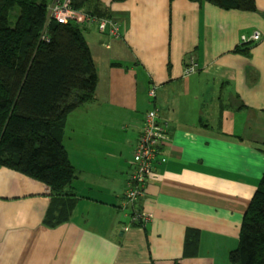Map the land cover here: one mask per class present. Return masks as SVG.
<instances>
[{
    "label": "crops",
    "instance_id": "obj_1",
    "mask_svg": "<svg viewBox=\"0 0 264 264\" xmlns=\"http://www.w3.org/2000/svg\"><path fill=\"white\" fill-rule=\"evenodd\" d=\"M99 1L121 37L85 31L98 84L62 138L78 172L73 216L47 226L46 185L1 168L0 264H230L264 176V0H255L256 12L191 0ZM152 110L169 131L141 200L155 219L142 228L122 202ZM195 231L198 248L188 256Z\"/></svg>",
    "mask_w": 264,
    "mask_h": 264
},
{
    "label": "trees",
    "instance_id": "obj_2",
    "mask_svg": "<svg viewBox=\"0 0 264 264\" xmlns=\"http://www.w3.org/2000/svg\"><path fill=\"white\" fill-rule=\"evenodd\" d=\"M191 1L227 11H257L255 0ZM55 2L0 0V169L46 185L51 204L45 224L51 228L68 223L77 205L78 172L62 141L67 121L95 100L98 84L97 65L85 38L89 29L49 17ZM15 9L18 12L11 23ZM73 9L97 21L111 18L109 7L99 0H73ZM95 29L102 33L97 25ZM199 240V231L191 232L188 256L195 254ZM229 260L231 264H264V176L245 214L238 248Z\"/></svg>",
    "mask_w": 264,
    "mask_h": 264
},
{
    "label": "built area",
    "instance_id": "obj_3",
    "mask_svg": "<svg viewBox=\"0 0 264 264\" xmlns=\"http://www.w3.org/2000/svg\"><path fill=\"white\" fill-rule=\"evenodd\" d=\"M49 17L60 23L75 21L85 25L88 29L96 25L102 33H107L115 38L120 37V25L108 19L97 21L80 10L73 9V0H56L49 8ZM260 35H254L253 40L258 41ZM194 63L187 67L186 73L195 71ZM152 95H155L152 92ZM169 123L159 119L157 111H150L144 117L142 134L135 150L134 160L128 173L127 188L122 202V208L128 212L131 225L147 227L155 219L154 214L142 208L141 200L146 197L147 187L154 173L153 165L161 156V144L166 139Z\"/></svg>",
    "mask_w": 264,
    "mask_h": 264
},
{
    "label": "rangeland",
    "instance_id": "obj_4",
    "mask_svg": "<svg viewBox=\"0 0 264 264\" xmlns=\"http://www.w3.org/2000/svg\"><path fill=\"white\" fill-rule=\"evenodd\" d=\"M48 1V3H51V1L52 0H47ZM18 12V9H15V11H13L12 13H11V23H14L15 22V19H16V17H15V15H16V13ZM95 28H91V30H94ZM86 116V114H81V117L82 118H79V120H78V122L81 124V121H82V119L84 118ZM81 125H84V124H81ZM71 136H73V134L71 135ZM82 136H84V135H82ZM72 152V151H71ZM72 158L74 159V155H73V152H72ZM230 264H231V262H230Z\"/></svg>",
    "mask_w": 264,
    "mask_h": 264
},
{
    "label": "bare ground",
    "instance_id": "obj_5",
    "mask_svg": "<svg viewBox=\"0 0 264 264\" xmlns=\"http://www.w3.org/2000/svg\"><path fill=\"white\" fill-rule=\"evenodd\" d=\"M130 224H131V222H130ZM136 226V225H135ZM137 227V226H136Z\"/></svg>",
    "mask_w": 264,
    "mask_h": 264
}]
</instances>
